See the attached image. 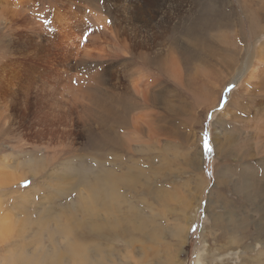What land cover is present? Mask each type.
Returning <instances> with one entry per match:
<instances>
[{
    "label": "rangeland",
    "instance_id": "obj_1",
    "mask_svg": "<svg viewBox=\"0 0 264 264\" xmlns=\"http://www.w3.org/2000/svg\"><path fill=\"white\" fill-rule=\"evenodd\" d=\"M259 7L0 0V264L24 254L78 264L72 240L86 246L84 264H256L264 19L253 30L249 19ZM206 14L216 25L187 35ZM214 134H227L228 158ZM91 186L102 187L93 216L81 203Z\"/></svg>",
    "mask_w": 264,
    "mask_h": 264
},
{
    "label": "bare ground",
    "instance_id": "obj_2",
    "mask_svg": "<svg viewBox=\"0 0 264 264\" xmlns=\"http://www.w3.org/2000/svg\"><path fill=\"white\" fill-rule=\"evenodd\" d=\"M245 1H247V0H245ZM254 1V0H253ZM249 2V1H248ZM251 2V1H250ZM256 2V1H255ZM260 3V2H259ZM258 6V5H257ZM249 7V6H248ZM252 7V6H251ZM262 7V6H261ZM245 7H243V9H244ZM260 8V7H259ZM264 8V7H263ZM249 9H251V8H249ZM253 9V8H252ZM251 9V10H252ZM258 8H256L255 10H257ZM254 10V9H253ZM252 10V11H253ZM247 11V10H246ZM246 11H243V12H246ZM249 12H250V10H248ZM252 11H251V13H252ZM264 11V10H263ZM254 12V11H253ZM258 12V11H257ZM248 13V12H247ZM246 15V14H245ZM249 15V14H248ZM253 15H254V13H253ZM250 16V15H249ZM252 16V15H251ZM256 17H253L251 20L249 19V21H250V23H251V26H252V30H253V25L254 24H257L258 23V20L260 21V20H262V19H264V12H262L261 11V8H260V10H259V12H258V14L257 15H255ZM199 19L201 20V21H199ZM246 19H248V16H247V18ZM192 22H194L193 24H190L189 25V27L186 29V30H184L185 31V33L187 34V35H193V34H197V33H199V32H202V31H204L207 27H212V26H215L216 25V23L215 22H212V20L207 16V14L205 15V16H203V15H200V18H197V21H192ZM256 26H254V28H255ZM250 28V27H249ZM255 31H256V29H254ZM252 33V32H251ZM253 33H255V34H257L256 32H253ZM260 49H261V47H262V45H261V43H260ZM260 51V50H259ZM261 56H263V54H264V49H262L261 50V52L259 53ZM240 74V76H241V72L239 73ZM216 92V91H215ZM214 95V94H213ZM212 95V96H213ZM212 98V97H211ZM232 101V100H231ZM231 101L230 102H227L226 103V106H225V109H226V107L228 106V104H231ZM233 104V103H232ZM238 108H240V106H241V104L239 103L238 105ZM236 115L237 116H241L240 115V113L239 112H236ZM225 126H226V123H225ZM216 134V133H215ZM213 135V139H214V144H215V147H216V152H218V153H220V155L222 154V158H228V156L230 155V154H228L230 151V147H232V143L231 142H228V143H226V137H227V134H224L222 137H219V136H216V135ZM255 135H259V133H256ZM222 143H224V145L223 146H221L222 145ZM237 149V148H236ZM232 150V149H231ZM234 151V150H233ZM235 152V151H234ZM234 152H232L233 153V155H234ZM232 155V154H231ZM235 156V155H234ZM223 160V159H222ZM101 165V164H100ZM226 165V164H225ZM224 165V166H225ZM223 166V167H224ZM227 166V165H226ZM229 166V165H228ZM227 166V167H228ZM222 170V173H221V176L222 175H224V174H226L227 172H225V171H223V168L221 169ZM221 170H218V172L217 173H219ZM251 172H254V171H251ZM110 173L109 172H107V175H109ZM254 174V173H253ZM252 174V175H253ZM111 175V174H110ZM223 177V176H222ZM249 177V176H248ZM224 179H227V177L225 176V177H223V180ZM24 180V179H23ZM200 181V180H199ZM241 181H244V179L243 180H241ZM201 182V181H200ZM239 182V181H238ZM98 183H101V182H98ZM102 184V183H101ZM102 186H103V189L105 188V186L102 184ZM174 186V185H173ZM196 187H199V185H198V182H196ZM88 190H89V192H90V194H88V195H86L85 197H83L82 199H81V203H87L88 205H89V210L88 209H86V208H84V207H82V210H84V212L87 214V215H89V216H93V215H95V214H97V213H95V211H96V208H97V206L98 205H100L101 204V201L99 200V198H98V194L100 193V192H102V187L101 186H91V187H89L88 188ZM203 192V191H202ZM200 195H202V194H200ZM202 197V196H201ZM174 198H175V196H174ZM219 217H220V215H219ZM216 219H215V221H217V217H215ZM81 219H79V221H80ZM73 223H75L74 221H71L68 225H66L65 227H64V230H66V231H69L70 229H73V227L71 226V225H73ZM80 224H82V223H80ZM216 225V224H215ZM75 227V226H74ZM94 231V230H93ZM84 244V243H83ZM65 248H66V250H67V252H68V254L71 256V257H73V258H75V259H77L78 260V264H84L85 263V260H86V251H87V248H86V246H83L82 244H80V243H78L76 240H72L70 243H68L66 246H65ZM90 249V248H89ZM90 250H92V249H90ZM94 250V249H93ZM89 251V250H88ZM20 255V254H19ZM91 255V254H90ZM11 256H13L12 254H11ZM11 259V258H10ZM199 259L201 260V256H199ZM12 260V259H11ZM55 261H57L56 259H55ZM197 262H199V260L197 261ZM256 264H264V256H262V257H260L259 259H256ZM11 263L12 264H17V263H20V264H33L34 263V260H32L30 257H27L25 254L24 255H20V257H17V259L15 258V256L13 257V260L11 261ZM247 264V263H246Z\"/></svg>",
    "mask_w": 264,
    "mask_h": 264
},
{
    "label": "snow or ice",
    "instance_id": "obj_3",
    "mask_svg": "<svg viewBox=\"0 0 264 264\" xmlns=\"http://www.w3.org/2000/svg\"><path fill=\"white\" fill-rule=\"evenodd\" d=\"M209 147L211 148V145H209Z\"/></svg>",
    "mask_w": 264,
    "mask_h": 264
}]
</instances>
